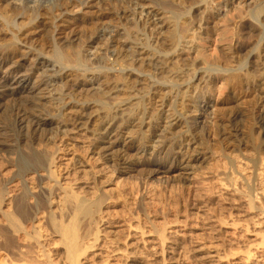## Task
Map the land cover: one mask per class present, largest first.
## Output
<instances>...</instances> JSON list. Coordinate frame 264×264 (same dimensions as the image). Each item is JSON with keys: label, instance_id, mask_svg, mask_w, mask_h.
Segmentation results:
<instances>
[{"label": "bare ground", "instance_id": "bare-ground-1", "mask_svg": "<svg viewBox=\"0 0 264 264\" xmlns=\"http://www.w3.org/2000/svg\"><path fill=\"white\" fill-rule=\"evenodd\" d=\"M43 1L0 0V26L3 35L9 37V43L0 44L1 73L6 69V75L0 74V116L16 109L18 129L22 143H25L22 158L16 161L21 190L10 203L13 204V212L6 211L3 217L0 216L4 218L0 225V264H137L136 261L119 260L122 249L119 240L113 236L124 226L117 227L114 219L107 215L106 203L110 200L107 192L96 187V191L91 193L90 185H96L95 182L76 189L70 184L78 180L67 182V179L60 178L52 169L55 154L52 155L42 144L47 146L56 134H66L72 127L89 136L94 143L92 153L113 173L128 176L143 168L142 172L147 169L148 177L156 178L159 183L184 186L190 179L186 174L178 173L205 162V153L214 143L212 139L218 140L214 143L217 150L232 138L242 141L239 135L245 131L253 140L255 126L264 140V1L257 3L245 20L249 22V31L260 32V39L247 48L229 45L221 58L210 61L202 57L200 51H185L182 45L186 41L187 44L196 41L195 34L207 24L206 16L214 14L216 8L219 11L215 17L218 18L231 6H240L241 2L200 0L197 10L204 13L205 22L202 21L193 31L189 28V18H181L184 12L165 3L157 9L150 0H136L128 7L121 6L119 0H96L102 7H110L108 10L111 12L98 20H89L77 15L92 0H57V4L52 6H44ZM177 2L181 4L183 0ZM42 18L47 22L41 23L43 28L53 34L52 51L49 53L38 50L29 38L39 33L34 23ZM89 25L93 26V32L86 50L78 41L81 31ZM165 30L170 31L168 38L161 40ZM18 47L21 48L19 60L16 52L12 51ZM241 52L246 53L242 56ZM188 54L193 63L182 65L183 57ZM216 79L225 83L230 95L221 104L223 109H228L227 113L212 122L210 111L217 108H214L210 93L211 84ZM250 96L259 100L257 111L252 113L253 122L241 112H229L235 100L245 101ZM44 100L51 103L50 110L42 108ZM53 130H57L54 138L46 137L44 140L43 135ZM259 145L261 147L254 146V151L262 158L264 147ZM3 147H9L15 155L20 152V146L9 145L0 129V152ZM258 153L256 156L260 158ZM133 159L137 161L133 162ZM235 168L231 170L233 175L238 173ZM138 172L140 175V170ZM39 173H43L41 177H38ZM261 173L264 175L263 171ZM43 177L51 184L48 191L37 180H43ZM229 178L228 181L235 180L234 177ZM254 181L249 185L252 186ZM247 183L250 181L244 184L247 186ZM249 189L251 192V187ZM7 191L2 190L1 205L10 202ZM255 192L254 195H246L251 210L257 208L254 198H251ZM35 194L41 198L42 201H38L41 204L29 206ZM261 195L257 194L256 198ZM54 199H58L60 204L58 212L52 211L47 216L45 229L48 233H44L42 221L45 219L40 217L42 202L50 203L46 205L51 208ZM260 207V216L263 217V205ZM33 215L35 220H42L40 224L35 225V220H31ZM27 222L32 225L35 235L25 226ZM127 224L125 243L130 248L139 247L147 234L143 220ZM152 227L158 242L154 246L157 251L158 244L163 243L164 230L155 223ZM12 235L19 238V243L33 241L34 249L28 251L27 246L20 243L27 252L14 246L16 251L13 249L15 252L12 254L11 244L16 240Z\"/></svg>", "mask_w": 264, "mask_h": 264}, {"label": "rangeland", "instance_id": "rangeland-1", "mask_svg": "<svg viewBox=\"0 0 264 264\" xmlns=\"http://www.w3.org/2000/svg\"><path fill=\"white\" fill-rule=\"evenodd\" d=\"M135 1L136 0H119V3L123 7H128ZM150 1L152 6H155L157 9H161L159 5L164 6V3L173 9H181V12H184L181 15V18H189V28L193 29V31L198 29V25H200L202 21L203 23L205 22L204 13H202V11L198 12L197 10L199 9L198 3L200 0H183L181 4L177 2L178 0ZM220 1L222 3L226 0H218V3ZM235 1L238 3L241 2V5L238 7L237 4L234 7L231 6L228 12L221 14L218 18L215 17L218 16V8H216L214 14L210 13V15H207V24L204 25L202 29L198 30V34H195L196 41L191 44H187L188 41H186L181 48L185 51L196 49L201 52L203 55L202 57H205L210 61L221 58L222 54L225 53L224 50H226L229 45L234 46L236 44L235 46H243L244 48H247L255 44V42L260 39L261 34L257 30L253 32L249 31L247 28L249 22L245 20L248 13L254 11L257 7V3L261 4L264 0ZM43 2L44 6L57 4V0H45ZM108 9H110V7H107L106 5L102 7L96 3V0H92L88 7L82 8V11L77 16L89 20H98L102 15L111 12ZM14 12L15 11L12 13ZM16 14H19V12L16 11ZM44 19L45 18H42L34 23V26L39 30V33L33 34L29 38L34 41L32 45L38 48V50L49 53L52 51L53 34L51 31H46L41 25V23L45 21ZM107 21L112 23L111 19H108ZM46 23L47 22L45 21V24ZM92 27L93 26L91 25L87 26V28L81 31V38L78 37V43L82 46V49L87 50L88 42L92 37ZM118 29L120 31L122 27ZM169 32V30L163 31V37H161V40H167ZM8 39L9 37L3 35V29L0 26V44L9 43ZM20 49L21 48L18 47V49L12 50L18 55L14 54L18 57L17 60L21 57V54L19 53ZM245 53L246 52H241L240 55L243 56ZM190 58L191 55L189 54L183 57L181 64H192L193 62L190 61L193 60H189ZM25 65L28 67L29 63H25ZM187 68L188 66L185 67V69ZM4 71H6V69H3L2 73L0 71L1 76L6 75ZM213 82L214 83L211 84L212 88L210 97L213 100L214 108L217 109L210 111V119L212 122L216 119H220L227 113L228 109H223L221 104L225 102L230 95V92L223 81L216 79ZM90 95L93 96V94ZM43 104V109H51V103L49 104V100H44ZM233 106V109L229 112H241L246 119L253 122L252 113L253 111H257L259 100L254 96H250V98H247L245 101L235 100ZM16 114V109H13L11 113L0 116V129H2V134L7 143L11 146H20V152L16 155L11 152L12 149L9 147H3V151L0 152V198L3 189H8L7 196L10 197H8V200L10 201L9 203H3L5 205H1V201L3 202V200L0 199V216L6 211H9V213L10 211L13 212V204L11 205L10 203H13L14 197H16L21 190V180L17 177L18 171L16 161L22 158L21 156L23 155L22 152L24 151L23 146L25 143H22ZM253 128L255 131L253 135V138H255L253 140H251L252 137L250 138L246 133L247 131H245V133H242L243 135H239V139L242 141L244 140L243 142L234 138L229 140L230 142H225L226 144L220 141V143L225 145L221 144L222 147H224H221V149L218 150L215 148L214 144L218 142V140L215 141L216 139H212L214 142L210 145L212 150L209 149L210 151L208 150V153H205L207 154V160L203 163H198V165L193 167L194 169L191 168L178 173L180 175L186 174L190 179L189 182H185L186 184L184 186L180 183L167 184L168 186L159 183L156 178L151 179L148 177L149 171H147V169L142 172L143 168L139 169L141 173L140 175L138 172L139 170L133 173V175L128 176L122 175L118 172L113 173L111 168L107 169L103 166V161L92 153L94 143L89 136L78 130H74L72 127L66 134L61 132L56 134V138H54L53 134L55 132L57 133V130L45 133L43 135L44 140L46 137L50 138L52 136L54 139L50 141L47 146H45V143L42 144V147L49 149L52 155L55 154L56 161L52 169L58 173L60 178L67 179V182L78 180L70 185L79 189L80 187L89 186L90 183L93 184V182H95L97 183V186L90 185L92 188L89 189L91 193L96 191V187L102 188L107 192L110 197V200L106 203L107 215L114 219L117 223L116 226L118 225L117 227L124 226L117 230L119 231L118 234L113 236L115 240H119V246L122 249L121 258L119 259L121 262L127 261L130 263L136 261L137 264H264V215L262 213L263 217L260 216V211L262 209H259L262 205V208H264V175L261 173L262 171L264 172V168H262L264 167V165L262 166V164H264V156L262 155L261 158V154L254 151L255 145L260 146L259 144H262L264 147V140L262 139V135L260 134V131H258V128L255 126ZM180 130L181 129L177 131ZM240 142L241 145H239ZM257 153L258 156L260 155V158H257ZM257 159L259 162L262 161L259 163L261 167L258 165ZM136 161L137 159H133V162ZM228 162H231V164H228ZM250 162H252V164ZM232 163L233 165L235 164L234 166L236 168L232 166ZM253 163H255V165ZM254 166L258 167L260 174H258V170H256L257 168ZM232 167L235 168V172H238L235 174H237L240 180H237V176L235 177V174L233 175L231 173ZM123 168L124 167H122L121 170H123ZM238 170L244 171H241L242 173H240ZM228 172L229 174L231 173V175H227ZM252 173L254 174L255 179L254 176L252 178ZM42 174L39 173L40 176L38 177H41ZM241 175H243L244 178ZM227 176L230 178L234 177L235 180H229V182ZM142 177L143 180H141ZM147 177L150 180H148ZM249 177H251L253 181H257H254L257 187H252L255 186L254 183L252 186L249 185L253 182ZM177 179H180V177L177 176ZM37 180H40L39 182L41 184L39 183V185L45 187L47 191L50 189L51 184L46 181L47 179L45 177H43V180L42 178H37ZM241 180L242 183H240ZM234 181L235 183H232ZM238 181L240 183H238L239 185L236 183ZM247 181H250V183H247V186L249 185L251 187V192H249L250 187L248 186V188L246 184H244ZM35 183L38 185V182ZM230 183H232L233 186L232 184L230 185ZM238 188L240 189L239 191ZM253 189H255L257 193ZM241 190L244 192L241 193ZM79 191L82 192L81 190ZM245 191L247 192L245 193ZM254 192L255 196H251V198H254L252 199L257 208L251 210L252 208H250V204H247L249 197L246 195L251 193L254 195ZM257 194H263V196H258L259 199L262 197V199H260L261 204L259 203V199L256 198ZM35 195V198L32 200L34 203H32V201L31 203L29 202V206H33V204L38 206L40 203L38 201H42L40 197L38 198V194ZM246 198L248 200H246ZM10 199H12V201ZM256 199L257 201H255ZM54 202L55 203L51 205V208L48 206L50 203L44 204L42 202L41 208L43 209L46 206L44 210L41 209L43 213L40 215V217L44 216L42 219H45L44 222L37 218L35 220L34 215L31 218L32 221L35 220V225L36 223L40 224L41 221L42 224L44 223L43 225L41 224L42 227L44 226V229H42V232L44 233H48L46 230L48 223H45L47 222V216H49L52 211L58 212V206L60 205L58 204V199L57 201L54 199ZM35 205L34 207H36ZM257 209L259 211H257ZM145 215L147 217L149 215V218ZM2 217H0L1 226L4 221V218ZM142 220L147 234L139 247L132 246V248H130L124 241L127 232L125 226L127 227L129 225L127 223H135ZM153 222L164 230L163 243H161V245L158 244L159 247H157L159 248L158 250H160L159 253L158 250H154L155 243L158 242H156L155 239L156 235L152 227L154 224ZM25 226H28L29 228L27 229H31L30 232H33L32 234H34L35 231L34 229L32 230V225H30V223L27 222ZM30 232L28 230L29 234ZM12 237H14V235H12ZM14 240L15 245L11 244L12 248H10L12 249V254L16 251L17 247H20L24 251H26V249L28 251L34 249L32 246L33 241H24L25 243L29 242L31 244L28 243L30 246L27 243H23V241L22 243L20 242L22 246H27V248H22L19 243V238L14 237ZM14 246L16 249L13 248ZM131 253L132 255H129ZM1 259L2 258H0V260Z\"/></svg>", "mask_w": 264, "mask_h": 264}]
</instances>
